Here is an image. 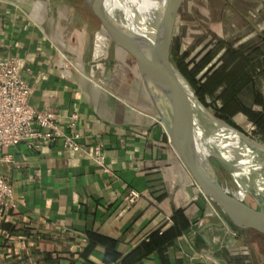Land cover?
I'll return each instance as SVG.
<instances>
[{"label": "crops", "instance_id": "0c3cea01", "mask_svg": "<svg viewBox=\"0 0 264 264\" xmlns=\"http://www.w3.org/2000/svg\"><path fill=\"white\" fill-rule=\"evenodd\" d=\"M58 2L51 18L0 0V60H18L31 89L29 106L53 114L79 148L72 152L60 138L0 149V177L15 201L0 221V264L262 263L257 245L264 248V236L220 221L168 144L143 87L115 97L90 79L89 18ZM209 3L215 14L224 7L231 34H240L206 75L207 88L224 105L225 120L243 114L258 120L264 141V0ZM73 21L80 22L70 28L77 45L63 36ZM101 32L96 37L105 40ZM135 77L140 80L137 69ZM138 95L147 100L144 107L132 104ZM96 143L101 164L92 156ZM130 192L138 194L134 203L125 200ZM248 231L257 235L255 244L232 253L235 236Z\"/></svg>", "mask_w": 264, "mask_h": 264}, {"label": "water", "instance_id": "95a60500", "mask_svg": "<svg viewBox=\"0 0 264 264\" xmlns=\"http://www.w3.org/2000/svg\"><path fill=\"white\" fill-rule=\"evenodd\" d=\"M82 1L112 45L134 61L156 120L200 194L213 203L237 230H252L264 236V194L258 193L250 181L251 176H254L264 182V144L215 117L193 93L188 94L183 84L186 82L165 54L167 35L171 32L172 20L181 0H163L160 10L155 12L148 25L150 32L147 34L136 25L135 20L141 18L139 13L133 15L134 28L130 29L123 24L122 11H110L111 0ZM116 1L120 3L121 0ZM221 126L237 135L239 147L249 151L244 159H225L216 147H208L203 142L211 138ZM210 157L231 178L238 180L240 186L245 188V194L252 199L254 207L223 193Z\"/></svg>", "mask_w": 264, "mask_h": 264}, {"label": "rangeland", "instance_id": "374dc122", "mask_svg": "<svg viewBox=\"0 0 264 264\" xmlns=\"http://www.w3.org/2000/svg\"><path fill=\"white\" fill-rule=\"evenodd\" d=\"M8 1L14 4H22L25 7V11L27 13H35L44 16L43 14L45 12L48 14V17L51 18L54 16V10L60 9L58 2L59 0H25L24 3H16L13 0ZM123 2L124 7L134 14L137 10L136 4L137 2H140V0H123ZM162 2L163 0H157V12L160 10L159 8L162 5ZM62 4L63 7H66L65 9L72 8L77 11L85 12L89 18V32L87 37L84 38V45L86 44L88 46V49H85V52H88L86 59L90 60L91 62L88 67V70L91 71L90 79L93 82L98 81L99 83H102L104 89H106L111 95L115 97H118L116 93H119L120 95L124 93L127 95V97L131 96L132 92L135 93L133 90L134 86L140 87L142 86V83L141 78L138 80L135 77L136 65L134 61H132V59L126 53L112 45L106 35L105 40L101 35L98 36V38L96 37V35L101 32L100 25L82 0H62ZM209 6V0H181V2L178 3L176 15L173 17L172 29L170 34L167 35V44L164 46V51L173 67L179 64L182 59L189 70L193 65L199 63L204 55L210 52L212 55V60L196 75V84L188 83V81L179 73L176 67L175 69L188 85L187 86L182 81L184 87L188 90H192L196 98L197 96L196 93H194V89H199L197 95L201 99L202 103L200 101L199 102L204 106V108L215 117L222 118L223 113L218 111L216 108V106L219 105V101L214 98V95L211 96L207 89H201L200 83L203 78H205L206 75L215 67L216 63L222 60L221 57L224 53V50L223 48L217 49L218 47H216V41L219 40L223 42V45L225 44L224 46L232 45L234 42H238V40H235V38H237V36L240 34V30L238 33L232 35L231 33L236 31L232 30L233 28L231 25L225 23V8L222 7L219 9L216 7L217 14H215ZM228 15H230V13H228ZM41 19L42 18L40 17V20ZM79 23L78 21H73L70 27L65 29V33H63L64 29H59V33H63L67 43H74L77 45V38H75L76 34L71 32L70 28H74ZM59 27L60 26L57 28ZM207 31H210L211 33L213 32L216 37L211 35L209 37ZM231 37H235L234 40H232ZM104 43H106L105 46L103 45ZM176 47L177 49H175ZM181 55H184L185 58L181 57L180 59ZM141 91L142 95H144L143 88H141ZM142 95L136 96V101L132 104H136L138 107H144L145 104H147V100L143 98ZM128 102L129 99L126 101V103L128 104ZM226 121L230 122L232 126H235L240 132H242V134L244 133L252 140L264 144V141H262L260 135L257 133V126L254 124V121L249 119L246 114L241 116L239 115L237 118L235 117L231 120L226 119ZM209 161L211 162L214 173L218 178V184L220 185L222 191H225L227 183H230L228 182L231 178L230 175L228 172L223 170L213 158L210 157ZM245 203L250 207H254V203L248 195L245 198ZM213 206L215 207V205ZM215 210L220 213L216 207ZM240 233H243L242 236L236 235L234 238L235 245L234 247L230 248L232 253L239 252V248H236L237 246L241 247L240 251L242 250L246 253L248 250L247 246L252 244L254 245L258 238L257 235H255V233L252 231H248L245 234L244 232ZM238 239L240 241H238ZM257 246V255H260L258 259L262 261L260 264H264V248L261 250L259 245Z\"/></svg>", "mask_w": 264, "mask_h": 264}, {"label": "built area", "instance_id": "2783aa9c", "mask_svg": "<svg viewBox=\"0 0 264 264\" xmlns=\"http://www.w3.org/2000/svg\"><path fill=\"white\" fill-rule=\"evenodd\" d=\"M31 89L21 78L20 64L14 57H4L0 60V149L13 146L22 141L47 144L63 139V146L78 151L77 144L71 137L64 136L55 125V116L47 112L32 109L29 104ZM77 116L70 117L68 127L73 129ZM93 160L101 164L103 151L99 143L93 145ZM139 199L138 194L130 192L126 195L128 203ZM15 207L12 191L0 177V221L7 215L8 210Z\"/></svg>", "mask_w": 264, "mask_h": 264}, {"label": "bare ground", "instance_id": "6f19581e", "mask_svg": "<svg viewBox=\"0 0 264 264\" xmlns=\"http://www.w3.org/2000/svg\"><path fill=\"white\" fill-rule=\"evenodd\" d=\"M137 10L134 14L139 13L141 18H139V21H136V25L140 26L142 29H144V33L147 34L149 33L150 29L148 27L149 24H151V20L156 12V6H157V0H140V2H137L136 4ZM110 11L112 10H120L122 11V15L124 18L123 23L125 26L129 27L130 29L132 28V20H133V15L130 11H128L124 7V2L123 0L118 3L116 0H111V3L109 4ZM134 28V27H133ZM132 28V29H133ZM186 89V88H185ZM188 94L193 93L192 90L186 89ZM217 133V134H216ZM211 138L208 140H204L203 142L208 146H213L216 147L219 150V153L221 156L225 159H244L247 154L249 153L248 150H245V148L242 150L239 147L238 143V137L235 135L231 130H229L227 127L221 126L220 130H217ZM247 174V173H246ZM249 174V173H248ZM251 176V175H250ZM252 178L250 179L251 182L254 183L255 190L258 193H263L264 194V182L262 179L259 177L255 178L254 176H251ZM230 182L229 184L227 183V187L225 188V191L223 193L227 196H230L233 199H236L238 201H242L245 203V198L247 194H245V188L240 186V184L236 181L234 178L229 179ZM220 212V211H219ZM220 216V221L227 227H232L233 226L230 224L229 220L223 215L222 212L218 213ZM236 229V228H235ZM240 231V230H239Z\"/></svg>", "mask_w": 264, "mask_h": 264}, {"label": "trees", "instance_id": "16d2710c", "mask_svg": "<svg viewBox=\"0 0 264 264\" xmlns=\"http://www.w3.org/2000/svg\"><path fill=\"white\" fill-rule=\"evenodd\" d=\"M207 34L209 35V37H210V35L211 36H215L213 34V32L211 33L210 31L209 32L207 31ZM216 42H217V45H218V46L216 45V47H218L217 49H222L223 48V50H224V53H223V55L221 57V58H223L225 56V54L228 52L229 47H231V45L224 46L225 44L223 45V42H221L219 40H217ZM175 49H177V47ZM181 57H184L185 58L184 55H181L180 56V59H181ZM211 57H212V55L210 54V52H208L206 55H204L201 58V60L199 61V63L193 65L190 70L188 69V67L186 66V64H184V61L182 59H181V62L179 64H177L175 67L179 71V73L188 81V83H190V84H196V81H195L196 75L203 68H205L208 65V63L212 60ZM206 78H207V76L205 78H203L205 81L203 83H200L201 84V87L200 88L201 89L203 88L205 90L207 89L208 93H210L211 96H212V92H211L212 91V88H210L209 86L207 88V84H206L207 83V79ZM198 90L199 89H194V93H196L197 99H199V101L202 103L201 99L197 95L198 94L197 93ZM216 108H217L218 111H220L223 114L226 112V110L224 109V105H222V104L216 106ZM222 116H224V115H222ZM217 118H219V117H217ZM219 119L222 120L225 123H228L230 126H232L231 123L228 122V121H226L223 117L222 118H219ZM258 122L259 121L257 120V121L254 122V124L255 125H258ZM232 127L236 128L235 126H232Z\"/></svg>", "mask_w": 264, "mask_h": 264}]
</instances>
